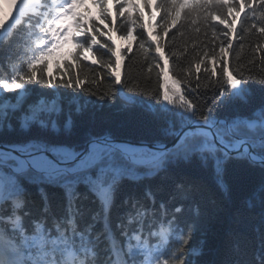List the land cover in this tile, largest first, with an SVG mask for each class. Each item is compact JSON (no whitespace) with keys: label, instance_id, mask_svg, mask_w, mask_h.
<instances>
[{"label":"snow or ice","instance_id":"1","mask_svg":"<svg viewBox=\"0 0 264 264\" xmlns=\"http://www.w3.org/2000/svg\"><path fill=\"white\" fill-rule=\"evenodd\" d=\"M115 2L120 4V0ZM239 2V11L246 5L249 9L246 18L253 20L251 27H257L254 21L264 20V0ZM82 3L83 0H11L15 14L10 13L11 19L7 23L0 20V46L9 43L15 29L21 26L24 29L17 37L23 44L24 55L19 64L13 65L10 76L0 77V137L5 134L17 137L12 142L0 139V226H9L5 233L9 229L12 233L10 244H0V264H201L202 244L190 243L200 228L195 220L181 223L182 205L169 208L161 201L157 206L150 188L144 190V198L150 200L149 206L135 194L124 197L119 205L117 197L127 184H139L157 176L164 178L172 168L196 161L202 167L211 162L218 187L226 198H231V187L225 181L226 165L230 161L243 162L249 168L259 169L261 179L249 191L244 203L250 209L259 206L264 222V104L250 115L235 114L223 118L217 115L218 109L248 104L249 81L264 85V75L257 73L256 66L248 67L247 74L243 67L235 75L228 71L227 56L233 49V42L226 39L219 55L215 51L212 53L223 65L216 83L223 81L226 87L221 86L208 97L207 91H199L200 78L197 77V83L187 89L194 94L192 98L186 99L180 94L179 99L174 100L178 92L173 91L170 96L169 90H165L162 94L164 103L158 101V106L144 104L152 121H163V126L156 132L133 142L118 139L110 130L96 132L91 128H80L74 116H83L89 106L93 111L101 106L82 103L79 96L59 93L57 89L82 88L85 79L82 76L74 81L46 79L44 70L45 58L67 42L70 35L69 29H58L56 25L71 17L76 21L77 31H81L80 19L73 10ZM93 3L107 20L108 0H93ZM225 7L231 13L236 5H229L228 0H168L165 11L169 15L175 13L173 24L179 19L181 9L188 10L186 16L203 13L206 25L219 16V23L223 25L219 30L221 35L227 38L235 32L242 39L235 21L223 14ZM243 23L241 21L242 26ZM211 27L215 30L217 25ZM92 30L104 35L95 24ZM257 31L264 35V27ZM82 34L83 39L71 37L78 48L74 56L77 62L84 51L106 49V54H111L109 61L116 55L111 44H98L95 34ZM124 35H131V31ZM137 38L141 47L146 45L145 51H152L155 44V51L161 53L163 59V43L145 41L142 32L137 33ZM37 63H43L44 68H34ZM248 64L253 65V62ZM101 66L111 68L114 83L121 85L115 93L125 101L134 102L133 97L124 95L125 87L128 92L133 89L122 81L119 64L104 65L101 61ZM156 66L164 72L159 62ZM200 71L197 64L196 72ZM259 71L264 73V67ZM204 72L209 81L217 75L216 68L209 73L205 66ZM30 83L51 91L39 92L34 102H27L36 92L27 86ZM82 90L100 101L109 96L108 92L98 95ZM4 93L14 95L5 96ZM127 107L126 103L121 111ZM62 115L63 122L60 120ZM33 187L39 197L40 214L26 226L25 218L32 217L30 205H36ZM176 187L185 192L187 198L191 186L186 189L179 183ZM88 204L95 205V209L89 208ZM117 207L127 211L113 225V210ZM157 213L161 219L159 227L153 231ZM193 215L200 216L198 207L193 209ZM150 216L152 220L148 219ZM152 238H156L155 243ZM253 261L264 264V235L253 254Z\"/></svg>","mask_w":264,"mask_h":264},{"label":"trees","instance_id":"2","mask_svg":"<svg viewBox=\"0 0 264 264\" xmlns=\"http://www.w3.org/2000/svg\"><path fill=\"white\" fill-rule=\"evenodd\" d=\"M130 8H124L127 0H120L116 8V22L113 23L107 10L108 19L104 20L101 15V9L95 15L92 23L82 25L79 35L84 38L83 32L89 35H96L98 44L108 43L113 46L117 55L111 57L110 53L106 54V49H97V51H84L80 56V62L74 59L78 48L68 58L62 61L53 62L52 68L49 69V62L46 61L44 76L46 79L55 78L56 80L74 81L77 77H83L85 83L82 88H59V93L66 95H76L81 98V102H91L97 107L94 111L89 106L83 116L75 117L78 127L91 128L93 131L101 132L110 130L118 139H128L133 142L154 133L163 126V121H152L150 113L144 108V104H153L158 106L164 103L162 94L169 90V95L177 91L178 95L173 97L179 99L182 94L186 99L192 98L194 94L187 89L197 83L199 77L200 92L207 91V96L211 97L213 91H218L221 86H225L220 80L219 69L223 67L213 56V51L219 55L220 47L226 43V39H232L233 49L228 51V71L233 75L244 68L247 74V68L256 66V71L260 75V68L264 67V35H261L257 29L264 27V20L256 19L254 22L257 27H251L253 20L246 13L249 12L247 6L243 11H239V0H229L228 4H235L236 7L229 13L225 7L222 11L229 20H234L235 25L238 17L242 14L236 30L240 33L241 38L233 36L224 37L220 33L223 25L219 23L220 17L216 16L211 20L210 25L204 23V14H192L186 16L187 9L180 10V17L175 24L172 23L173 12L169 15L165 11L168 0H158L154 10L156 16L149 8L150 0H129ZM123 5V7H121ZM135 5V7H133ZM159 6V7H158ZM215 11H220L215 9ZM143 15L147 17V30L143 24ZM2 17L0 13V18ZM243 21V26L241 24ZM99 27L104 33L103 36L93 33L92 25ZM143 25V28L140 27ZM211 25H217L214 30ZM164 28V31H162ZM247 29V31H245ZM131 31V35L124 34ZM215 31V35L213 32ZM24 29L21 26L14 30V37L8 44L0 46V77L8 75V65H16L20 62V57L24 55L22 42L17 38ZM142 32L145 41L163 43V59L161 53L155 51L153 44L152 51H145L138 43L137 33ZM165 32L167 33L165 35ZM160 34L159 36L157 34ZM111 37L109 40L108 38ZM162 37V40H161ZM115 40L123 42L119 49L115 45ZM126 41V42H125ZM125 42V43H124ZM243 45V47H241ZM96 46L94 45V48ZM131 47V51H129ZM204 53H208L207 56ZM85 55H88L91 62H88ZM121 68V79L127 86L132 87L133 91L128 92L127 87L124 89V95L134 98V102L125 101L115 89L121 85L114 83V77H111V68L101 66L111 63L113 66L118 64ZM167 60V72L169 80H166L164 72L158 68L157 62L164 68ZM203 60L204 63H200ZM252 61L253 65L248 62ZM199 64L201 71L196 72V66ZM87 65V67H85ZM208 67L209 73L213 68L217 69V75L212 76L211 80L205 78L204 68ZM149 67L151 70L149 71ZM34 68H44L43 63L34 65ZM30 75V73H28ZM39 75V72H37ZM179 81V83H175ZM211 84V87H208ZM29 88L35 89L27 102H34L39 92H50L51 89H41L39 85L30 83ZM251 95L248 104H236L227 108L217 110V115L221 118L235 114L250 115V113L264 104V85L249 81ZM87 89L98 95L108 92L109 96L103 101L97 99L95 95H90ZM5 96L14 95L13 93H4ZM110 97V98H109ZM128 107L121 111L125 104ZM203 103V99H201ZM63 115L60 117L63 122ZM0 139L9 142L17 139L15 134H5ZM259 169H252L243 162L230 161L226 165L225 181L231 187V198H226L217 184L213 172L212 164L209 162L207 167L200 166L199 162L194 161L191 165H180L172 168L164 178L159 176L153 179H145L139 184H127L119 193L117 204L129 194H135L141 198L145 206L150 205V200L144 198L145 188H150L155 196L157 206L161 201L168 204L169 208L183 206L184 212L180 216L181 223H190L193 220L199 225L200 231L196 232L190 243L193 245L202 244L204 254L199 257L201 264H255L253 254L256 251L261 236L264 235V222L261 220V209L259 206L248 208L245 206V198L249 191L260 181ZM182 183L187 189L185 192L177 190V184ZM36 205H30L32 208V217L25 218V225L29 226L30 220L39 213V197L35 195V188H31ZM87 203V202H86ZM88 207L95 209V205L88 204ZM199 208L200 216L197 218L193 215V209ZM55 208V204H54ZM127 209L117 207L113 210V225L126 212ZM59 214V212H58ZM152 220V217H148ZM161 219L157 213L153 227ZM9 226H0L1 235L5 244L12 242V233H5V228ZM148 231V224H145V233ZM175 244V241L172 242ZM239 245L238 248L234 245Z\"/></svg>","mask_w":264,"mask_h":264},{"label":"water","instance_id":"3","mask_svg":"<svg viewBox=\"0 0 264 264\" xmlns=\"http://www.w3.org/2000/svg\"><path fill=\"white\" fill-rule=\"evenodd\" d=\"M121 140H128V139H121Z\"/></svg>","mask_w":264,"mask_h":264},{"label":"rangeland","instance_id":"4","mask_svg":"<svg viewBox=\"0 0 264 264\" xmlns=\"http://www.w3.org/2000/svg\"><path fill=\"white\" fill-rule=\"evenodd\" d=\"M125 42H126V41H125ZM125 42H124V43H125ZM87 59L89 60V58H88V57H87Z\"/></svg>","mask_w":264,"mask_h":264}]
</instances>
